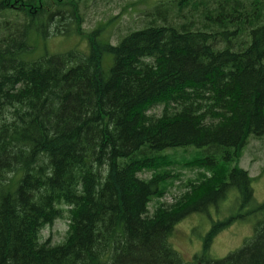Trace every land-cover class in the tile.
Returning <instances> with one entry per match:
<instances>
[{
	"label": "trees",
	"instance_id": "trees-1",
	"mask_svg": "<svg viewBox=\"0 0 264 264\" xmlns=\"http://www.w3.org/2000/svg\"><path fill=\"white\" fill-rule=\"evenodd\" d=\"M95 1L0 0V264H264V199L239 165L264 138V0H139L115 36L117 16L83 29ZM56 35L87 49L31 56ZM179 158L197 173L166 203ZM193 213L211 223L185 260L170 236ZM238 220L251 235L212 256Z\"/></svg>",
	"mask_w": 264,
	"mask_h": 264
},
{
	"label": "rangeland",
	"instance_id": "rangeland-1",
	"mask_svg": "<svg viewBox=\"0 0 264 264\" xmlns=\"http://www.w3.org/2000/svg\"><path fill=\"white\" fill-rule=\"evenodd\" d=\"M154 1V0H146ZM146 5V2L139 0H96L88 3L83 10L85 21L82 25L85 31L93 28L96 24L104 23L110 16H117L107 24L103 36L109 31L115 36L122 33L126 28H134L136 25L137 13ZM32 45L36 47L31 53L32 57L39 56L45 52L56 53L70 48L79 50L87 49V42L84 37L77 35H56L50 36L44 41L35 36ZM157 111V108L154 109ZM181 158L172 166L175 173L179 175L169 190L160 198L161 201L172 203L186 190L185 183L190 178L195 177L197 169L183 167L180 164ZM239 165L246 169L253 178V195L256 201L264 199V138H251L242 151ZM149 176V173H145ZM235 201L224 200L221 208L210 209L212 220L223 219L235 211ZM149 209H153V203L149 204ZM211 221L208 217H202L198 213L183 218L171 233L170 241L173 247L182 255L185 260L192 259V256L201 250V237L209 228ZM253 223L251 221L238 220L226 229L222 230L214 239L210 248V253L216 258H220L229 252L239 248L245 238L251 235ZM67 228V221L64 218L56 219L51 225L46 226L41 231L43 238H51L52 242H59Z\"/></svg>",
	"mask_w": 264,
	"mask_h": 264
}]
</instances>
